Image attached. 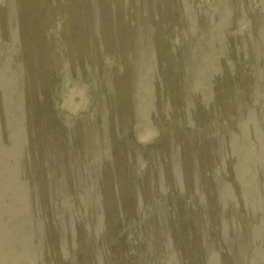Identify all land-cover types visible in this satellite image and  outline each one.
Wrapping results in <instances>:
<instances>
[{
	"label": "water",
	"instance_id": "1",
	"mask_svg": "<svg viewBox=\"0 0 264 264\" xmlns=\"http://www.w3.org/2000/svg\"><path fill=\"white\" fill-rule=\"evenodd\" d=\"M7 100H8V99H7ZM16 100H18V102H21V101H22L21 98H19L18 95H17V99H16ZM8 101H11V100H8ZM26 101H28V100L25 98V102H26ZM10 103L13 104V103H15V102H10ZM50 148H51V146H50ZM46 162L49 163L48 167H46V168L48 169V171H49V170H52V169L55 168L56 162H59V160H58L57 158H55L54 161H51V162H55L54 164L50 163V161H46Z\"/></svg>",
	"mask_w": 264,
	"mask_h": 264
},
{
	"label": "rangeland",
	"instance_id": "2",
	"mask_svg": "<svg viewBox=\"0 0 264 264\" xmlns=\"http://www.w3.org/2000/svg\"><path fill=\"white\" fill-rule=\"evenodd\" d=\"M258 9H262L261 7H259ZM10 10V11H9ZM262 10H264V9H262ZM8 16L9 17H7V19L9 20L10 19V15H11V13H12V8L11 9H8ZM7 22H10V20L9 21H7ZM25 26H26V24H23V26L21 27V29H22V31H23V34L24 35H27L28 33H27V31H26V28H25Z\"/></svg>",
	"mask_w": 264,
	"mask_h": 264
}]
</instances>
